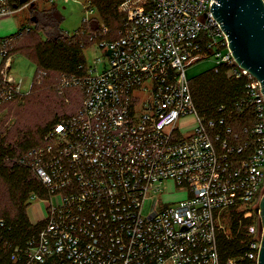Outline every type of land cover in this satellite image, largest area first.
I'll list each match as a JSON object with an SVG mask.
<instances>
[{"label": "built area", "instance_id": "1", "mask_svg": "<svg viewBox=\"0 0 264 264\" xmlns=\"http://www.w3.org/2000/svg\"><path fill=\"white\" fill-rule=\"evenodd\" d=\"M31 3L57 6L0 0V18ZM211 4L121 0L117 37L94 43L104 54L59 74L58 93L78 88L81 102L11 158L37 176L44 195H32L45 202L33 235L14 246L4 240L12 262L239 264L223 259L219 236L228 237L232 211L255 212L264 192V96L232 57ZM19 35L0 36V111L33 84L25 88L13 71ZM210 55L248 78L253 119L240 131L195 106L186 68ZM243 227L238 259L257 264L259 216Z\"/></svg>", "mask_w": 264, "mask_h": 264}, {"label": "trees", "instance_id": "2", "mask_svg": "<svg viewBox=\"0 0 264 264\" xmlns=\"http://www.w3.org/2000/svg\"><path fill=\"white\" fill-rule=\"evenodd\" d=\"M120 2L121 0H91L98 15L82 21L81 26L74 30L77 32L72 34L61 28L63 17L56 5L44 4L41 7H36V5L30 7L27 22L28 25L30 24L29 29H23V26L18 28L17 33H20L21 38L27 35L23 40L25 44L21 47L32 52L34 57L32 58L37 65L32 87L42 86L49 79L54 78V91L61 99L60 108L63 107V103L73 104V101L70 102V93L79 89L67 88L66 95L68 94L69 101L66 102L65 95L57 91V77L60 73L80 72L79 66L85 62L83 49L87 40H93L94 36L98 41L117 37V30L124 18V15L118 11ZM103 27H108L104 33L101 32ZM38 30L44 33V39L34 38V36L37 37L35 32ZM33 32L34 36H32ZM91 36L93 37L90 39ZM13 50L17 53L16 46ZM229 69L230 65L220 63L196 76L189 77V80L198 112L205 119L226 116L228 123H231L235 130L240 131L243 125L253 119V110L245 92L248 78L245 75L227 74ZM39 70L45 71V74L39 75ZM37 90L41 91L39 88ZM12 103L6 105L9 106ZM66 112L59 114L55 112L54 116L42 125L17 128L16 133L11 136L7 135V132H0V181L5 186V194L0 197V203H2L0 208V264H17L10 260L9 252L3 246V242L8 240L13 246L22 244L26 237L36 232L38 223L33 224L30 221L27 207L32 194L44 195L43 187L37 176L11 158L39 143L50 125L59 117L67 114ZM229 113L231 117H227ZM229 216L230 231L228 237L219 236V247L223 252L224 260L235 258L239 264H242L243 261L238 258L243 255L246 247L243 226L258 219V215L251 210H246L238 213L232 211Z\"/></svg>", "mask_w": 264, "mask_h": 264}, {"label": "rangeland", "instance_id": "3", "mask_svg": "<svg viewBox=\"0 0 264 264\" xmlns=\"http://www.w3.org/2000/svg\"><path fill=\"white\" fill-rule=\"evenodd\" d=\"M56 2L58 10L63 17V20L61 21V28L70 34L77 32L74 30L81 26L82 21H84L85 18H88V16L91 18L92 16L98 15L96 8L87 0H56ZM36 7H39V4H37ZM29 16L30 7H24L10 15L1 17L0 36L3 37L16 33L18 28L27 25ZM107 30L108 27H103L101 32L104 33ZM78 31H80V29H78ZM35 33L33 32L32 36L35 34L37 37L34 36V38H45L42 31L38 30ZM26 36L27 35L22 38L18 36L14 41L17 53L14 54L13 71L17 78H25L24 86L28 89L31 82L34 80L37 72V65L33 59L34 57L32 52L21 47L22 44H25L23 43V40ZM28 36L31 37L30 35ZM95 39L98 41L94 36V41L87 40L84 44L83 54L89 61H92L94 58L104 54L103 50L96 48L94 45ZM224 51L225 50L223 49V52ZM216 65H218L216 58H214L213 55H210L194 61L186 68V72L188 77H193ZM58 78L59 76L57 77V82ZM54 82L55 79L53 78L52 80L49 79L42 86L38 85L37 88L31 87L29 93L21 98H18L11 105H6L5 108L0 111V132H7V135L11 136L16 133L17 128L42 125L45 121L53 117L55 112L59 114L67 111L66 113L69 114L75 111L81 102L80 91L73 90L70 93V102L73 101V104L66 105L63 103V107L60 108L61 99L54 91ZM38 88L41 89V91L37 90ZM66 93L65 97H68V94L66 95ZM4 194L5 186L0 181V197H3ZM29 200L30 202L27 207L28 217L30 221H37L44 215L43 207L45 202L34 195H32ZM253 204L254 203H251L250 206H253ZM1 207L2 203H0V208Z\"/></svg>", "mask_w": 264, "mask_h": 264}, {"label": "water", "instance_id": "4", "mask_svg": "<svg viewBox=\"0 0 264 264\" xmlns=\"http://www.w3.org/2000/svg\"><path fill=\"white\" fill-rule=\"evenodd\" d=\"M211 12L227 36L235 62L259 81L264 96V0H212ZM254 211L263 230L257 264H264V192Z\"/></svg>", "mask_w": 264, "mask_h": 264}]
</instances>
